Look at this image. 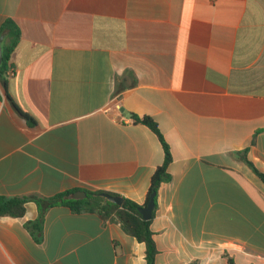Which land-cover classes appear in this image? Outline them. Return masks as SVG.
Returning <instances> with one entry per match:
<instances>
[{"label":"crops","instance_id":"0c3cea01","mask_svg":"<svg viewBox=\"0 0 264 264\" xmlns=\"http://www.w3.org/2000/svg\"><path fill=\"white\" fill-rule=\"evenodd\" d=\"M7 20L20 39L0 76V196L143 204L164 161L134 121L149 117L172 155L156 264H264V183L237 157L264 173V0H0ZM37 217L34 202L0 217V264H146L114 221L53 207L38 242Z\"/></svg>","mask_w":264,"mask_h":264},{"label":"trees","instance_id":"16d2710c","mask_svg":"<svg viewBox=\"0 0 264 264\" xmlns=\"http://www.w3.org/2000/svg\"><path fill=\"white\" fill-rule=\"evenodd\" d=\"M4 36L3 42V62L0 65V76H6L9 71L10 53L20 39V30L13 20H7L0 28V36ZM134 121L146 125L159 138L163 151L164 161L158 166L151 178L150 187L147 192L143 204H139L133 200L123 198L122 205H116L101 197V194L107 193L104 191H85L87 197L81 200L70 199L69 195L77 190H68L58 193L52 197H43L37 195H28L20 197H5L0 196V217H22L26 210L28 202H34L38 207V217L31 222L26 223V228L36 239L40 241L42 227L47 211L53 207L65 206L71 209L74 213H94L97 214L103 221H114L118 223L122 230L129 236L134 237L139 243L145 245V260L146 264H156V256L158 249L154 240V233L151 230V222L154 218L157 208V193L160 185L168 182L170 176L168 174V166L172 161L170 147L163 138L158 125L149 117H134ZM237 157L243 161L248 167L262 180L264 183V173L260 172L254 164L248 159L246 151L237 153ZM155 193V209L149 220L143 219L139 212L141 207H145L150 196ZM112 196H117L112 193H107ZM228 264H235L234 260L225 254Z\"/></svg>","mask_w":264,"mask_h":264},{"label":"water","instance_id":"95a60500","mask_svg":"<svg viewBox=\"0 0 264 264\" xmlns=\"http://www.w3.org/2000/svg\"><path fill=\"white\" fill-rule=\"evenodd\" d=\"M3 40H4V36L2 35L0 36V65L3 62V49H2ZM121 112L124 113L128 118L132 117V114L128 113L125 109H121ZM100 196L116 205H122L123 203V198L120 196H112L107 193L101 194ZM86 197H87V193L85 191H76L69 195V198L74 200H81V199H85ZM154 209H155V193H153L150 196V200L148 204L145 207H141L139 209V212L142 215L143 219L149 220L153 214Z\"/></svg>","mask_w":264,"mask_h":264},{"label":"built area","instance_id":"2783aa9c","mask_svg":"<svg viewBox=\"0 0 264 264\" xmlns=\"http://www.w3.org/2000/svg\"><path fill=\"white\" fill-rule=\"evenodd\" d=\"M14 71L12 69H9V71L6 73V77H9L11 75H13ZM123 121H126V119L124 117H122Z\"/></svg>","mask_w":264,"mask_h":264}]
</instances>
